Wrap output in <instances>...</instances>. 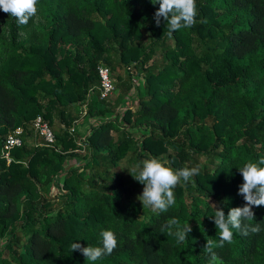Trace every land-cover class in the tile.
<instances>
[{
    "label": "trees",
    "instance_id": "obj_1",
    "mask_svg": "<svg viewBox=\"0 0 264 264\" xmlns=\"http://www.w3.org/2000/svg\"><path fill=\"white\" fill-rule=\"evenodd\" d=\"M155 2L39 0L26 26L0 10V147L23 130L10 161L0 154V264H210L215 207H243L239 169L264 158V0H196V23L171 35ZM153 157L200 169L163 213L143 207L130 175ZM252 211L260 231L233 229L214 249L223 264H264V206ZM172 217L192 228L182 244L161 230ZM103 230L116 234L111 255L71 251L102 247Z\"/></svg>",
    "mask_w": 264,
    "mask_h": 264
},
{
    "label": "clouds",
    "instance_id": "obj_2",
    "mask_svg": "<svg viewBox=\"0 0 264 264\" xmlns=\"http://www.w3.org/2000/svg\"><path fill=\"white\" fill-rule=\"evenodd\" d=\"M38 3L39 0H0V10L14 17L18 26H26L30 19H38ZM156 3L159 4V8L154 13L155 24L159 26L161 19L167 21L169 35L181 28H191L196 23L198 15L196 0H156L153 4ZM239 172L243 183L239 185L238 194L242 195L246 203L243 207L230 208L227 216L221 208L215 207L213 218L215 227L220 230L219 240H208L203 246L210 256V264H223L214 249L232 242L233 229L242 235L260 231L259 223L251 222L254 221L253 206H264V158L245 163ZM199 174L198 167L174 170L153 157L137 163L130 175L144 186L138 196L143 207L163 213L176 203L173 190L181 182L187 185ZM161 230L175 237L178 244H182L192 228L188 222L181 224L177 218L172 217L165 221ZM100 236L102 247H83L79 243H72L71 251L82 253L85 259L91 262L111 255L118 245L116 234L111 230H103Z\"/></svg>",
    "mask_w": 264,
    "mask_h": 264
},
{
    "label": "built area",
    "instance_id": "obj_3",
    "mask_svg": "<svg viewBox=\"0 0 264 264\" xmlns=\"http://www.w3.org/2000/svg\"><path fill=\"white\" fill-rule=\"evenodd\" d=\"M99 77V93L100 97L109 95L114 91L113 83L109 77V71L104 66H98L96 68ZM30 127L35 134H38L46 145H51L54 141L53 133L48 125L42 121L41 117L36 116L30 123ZM23 130L20 127H16L11 132H8L4 137L1 147L0 154L6 160L10 161L9 151L16 146L21 144Z\"/></svg>",
    "mask_w": 264,
    "mask_h": 264
},
{
    "label": "rangeland",
    "instance_id": "obj_4",
    "mask_svg": "<svg viewBox=\"0 0 264 264\" xmlns=\"http://www.w3.org/2000/svg\"><path fill=\"white\" fill-rule=\"evenodd\" d=\"M130 94H131V93H130ZM130 94H129V95L127 96V98H126V104H127V105H130V103H131L132 101H134ZM109 97H110V99L112 100V99L115 97V94L112 93ZM119 110H120V109H119ZM121 110H122V109H121ZM121 110H120V111H121ZM92 121L94 122L95 120H91V122H92ZM87 125H88V123H86V121H85V123H84V125H83V127H85V130H84L83 132H81L82 134L85 133V131H86V129H87ZM77 128H78V127H77ZM74 163H76V162H75L73 159H72V160H69V161L67 162L68 165H70V164H74Z\"/></svg>",
    "mask_w": 264,
    "mask_h": 264
},
{
    "label": "crops",
    "instance_id": "obj_5",
    "mask_svg": "<svg viewBox=\"0 0 264 264\" xmlns=\"http://www.w3.org/2000/svg\"><path fill=\"white\" fill-rule=\"evenodd\" d=\"M84 123L77 125L75 128L76 130L81 133L85 130V127H83ZM78 127V128H77Z\"/></svg>",
    "mask_w": 264,
    "mask_h": 264
}]
</instances>
